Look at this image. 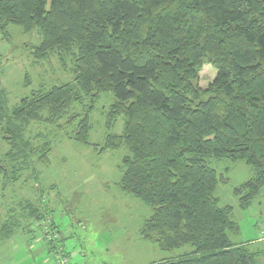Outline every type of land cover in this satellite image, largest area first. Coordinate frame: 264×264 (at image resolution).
Segmentation results:
<instances>
[{"label":"trees","instance_id":"obj_1","mask_svg":"<svg viewBox=\"0 0 264 264\" xmlns=\"http://www.w3.org/2000/svg\"><path fill=\"white\" fill-rule=\"evenodd\" d=\"M10 25L36 32L33 58L54 59L71 81L43 86L13 109L0 89L5 183L33 171L34 160L49 164L51 143L25 138L31 125L88 145L93 104L109 93L104 142L94 150L126 151L118 186L151 210L141 237L164 252L192 248L159 264H257L264 250L229 238L239 233L234 209L219 206V178L206 160L243 162L253 171L234 189L239 209L264 191V0H0L4 39ZM205 65L215 76L202 90ZM84 102L85 111L71 112ZM118 118L122 132L112 134ZM26 211L18 220L44 218ZM10 218L0 225V241L12 234L9 223L18 227Z\"/></svg>","mask_w":264,"mask_h":264},{"label":"rangeland","instance_id":"obj_2","mask_svg":"<svg viewBox=\"0 0 264 264\" xmlns=\"http://www.w3.org/2000/svg\"><path fill=\"white\" fill-rule=\"evenodd\" d=\"M6 32L7 39L0 35V89L10 109L43 86L49 89L71 81L70 74L54 59L42 64L33 58L32 47L41 41L36 32L23 34L14 25L8 26ZM214 76L212 67L203 66L198 86L206 89ZM113 100L112 94L103 93L93 104L88 145L68 140L53 128L35 124L29 127L26 139L36 145L51 143L49 164L44 166L34 160L33 171L23 172L16 183H5L0 176V225L9 216H13V223H19L17 228L8 224L12 234L0 243V264H54L51 244L69 255L70 264H159L192 251L190 246L160 251L155 243L141 237L140 229L151 210L118 186L126 151L94 150V145L99 147L104 142L105 115ZM87 107L88 102H84L71 112L81 114ZM122 129L123 119L118 118L111 133L121 134ZM7 149L0 139V156ZM206 162L219 178L214 191L219 206L234 209L232 220L239 233L229 234L230 240L247 245L252 252L263 251L264 191L245 210L238 208L233 193L253 177V171L243 162ZM26 209H38L44 218L33 221L24 215L18 220L21 213L28 215ZM49 225H54L57 233L53 243L43 237ZM256 263L264 264V256L258 257Z\"/></svg>","mask_w":264,"mask_h":264},{"label":"built area","instance_id":"obj_3","mask_svg":"<svg viewBox=\"0 0 264 264\" xmlns=\"http://www.w3.org/2000/svg\"><path fill=\"white\" fill-rule=\"evenodd\" d=\"M45 238L48 242L53 243V241L57 238L56 231H51L49 229L46 230ZM54 264H70V259L66 256L63 250L56 249L54 246Z\"/></svg>","mask_w":264,"mask_h":264},{"label":"crops","instance_id":"obj_4","mask_svg":"<svg viewBox=\"0 0 264 264\" xmlns=\"http://www.w3.org/2000/svg\"><path fill=\"white\" fill-rule=\"evenodd\" d=\"M43 237H44V235H45V231H43ZM7 240V238L6 239H3V240H1L0 241V243H2L3 241H6ZM240 244H242V243H240ZM242 245H245V244H242ZM247 246V245H246ZM52 247H54V245L52 244ZM51 249V248H50ZM51 251H53V253H54V248L51 250Z\"/></svg>","mask_w":264,"mask_h":264}]
</instances>
